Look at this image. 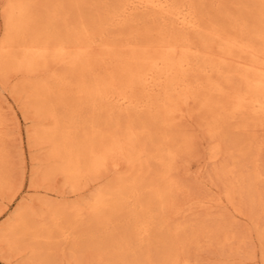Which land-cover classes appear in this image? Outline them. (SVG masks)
<instances>
[{"label":"rangeland","instance_id":"obj_1","mask_svg":"<svg viewBox=\"0 0 264 264\" xmlns=\"http://www.w3.org/2000/svg\"><path fill=\"white\" fill-rule=\"evenodd\" d=\"M127 1L0 0V45L13 34L5 23L10 3H21L26 9L25 36L18 34L20 42L14 51L33 39L41 42L50 35L52 41L66 38L81 23L96 33L98 27H104L107 38L123 42L139 33L157 35L161 20L144 12L123 24L106 25ZM174 3L201 17L206 29L189 33L201 51L207 48L212 55L219 53L225 39L239 34L237 25L244 27L246 41L264 48L262 33L257 34L262 29L261 0ZM213 26L223 40L212 36ZM94 52L92 57L101 54ZM104 56L107 63L117 64L111 55ZM216 60L204 63L197 58L186 76L187 82L199 89V97L211 104L200 107L192 102L185 108L187 118L176 119L171 127L154 120L145 108L110 109V104L96 106L71 93L50 98V112L40 113L33 86L48 75L43 70L29 74L11 64L3 68L0 62V264H264V119L230 110L228 96L244 87L242 67L220 63L219 55ZM61 66L51 62L48 67L67 74L73 83L85 75L91 81L105 69L93 66L82 74L77 68ZM206 68L210 70L206 72ZM211 84L219 89L212 90ZM129 123L138 127L135 144L142 149L139 192L129 193L122 206L111 204L94 211L93 198L116 173L83 174L73 180L59 169L64 159L52 154L53 144L44 137L53 134L61 142L68 139L69 146L77 150L93 130L122 131ZM213 128L216 134L211 136ZM169 131L175 141L164 147L178 149L170 163L176 184L167 196L171 203L164 204L154 198L153 191L164 183L159 176L164 161L159 156L162 137ZM22 218L35 227V235H23L26 223H20ZM174 258L178 260L172 262Z\"/></svg>","mask_w":264,"mask_h":264},{"label":"bare ground","instance_id":"obj_2","mask_svg":"<svg viewBox=\"0 0 264 264\" xmlns=\"http://www.w3.org/2000/svg\"><path fill=\"white\" fill-rule=\"evenodd\" d=\"M174 2L175 0H128L106 21L108 26L123 24L138 12H144L161 20L162 26H160L157 35H140L139 33L135 37L128 36L123 42L107 38L104 27H98L99 32L96 33V31H91L86 24L81 23L66 38L52 41L50 40V35L47 40L41 42L33 39L27 44H23L25 48H16V51L13 48L19 45L16 44L20 42L18 34L21 32L23 38L25 36L24 16L26 9L21 3H10L5 12V23L9 34L11 31L13 34L9 40L4 41L0 45V62L3 68L11 64L10 66L14 69H22L29 74L43 70V73L48 75L46 76L47 79L35 81L33 86L34 94L39 101L38 109L40 113L50 112L53 106L50 104V98L59 99L71 93L76 97L78 96V98L85 99L86 102L92 101L96 106L102 103L110 104V109L118 107L120 110L126 111L130 108H145L149 110L154 120L163 123L164 126L170 125L171 127L176 119L183 121L187 118L185 108L189 107L192 102H198L200 107L211 104L210 100L205 101L199 97V89H194V86L187 82L186 76L196 66L195 61L197 58H202L204 63H214L217 55H219L220 63H235L242 67L241 76L244 79V87L242 90H235L234 92L229 89L233 92L232 94L230 93L227 100V104H230V110L233 113L250 112L259 119H264V48H256L255 45L246 41L243 33L244 27L240 28L237 25L234 27L239 30V34L225 39L219 45V53L212 55V52L207 50V48L205 51H201L192 41L189 34L196 31L201 33L206 29L200 20L201 17L198 18L189 8L175 7ZM261 3L263 6L261 12L263 15L261 21L262 29H258L257 34L260 35L262 33L260 38L264 40V0H261ZM78 11L80 10L78 9ZM211 33L212 36L223 40L221 32L216 27L213 26ZM94 51L103 54L92 57L95 53ZM105 54L111 55L117 64L112 66L111 63H107L106 58H104ZM88 56H91L90 59ZM51 62H58L62 66H68L70 70L77 68L82 71V74H84L83 72L86 69L91 67L93 69V66H104L105 69L101 76L99 75L91 81L86 80L85 75V77L79 78L78 82L73 83V81L68 79L67 74H57L52 71L48 67ZM209 70L206 68V72ZM52 80L54 81L53 84ZM211 85L212 90L219 89V87L215 88L213 84ZM2 123L3 111L0 107V126ZM221 125L223 126V124ZM137 129L138 127L135 124L129 123L122 131L107 130L105 132L93 130L92 133L87 134L85 140L82 141V145L80 144L81 146L79 145L80 148H77V150L69 146L68 139L61 142L53 134H48L44 139L53 144L52 154L60 155L64 159L63 165L59 169L73 180L83 177V174L97 175L101 173L104 176L103 173L111 170L116 173L115 179L104 188H101L93 198V210L99 211L109 205L111 206V204L114 207L123 204L129 193L136 195L139 192L138 184L142 178L143 159L142 149H138L135 144L136 136L139 134ZM170 133L171 131L168 134L164 133L162 137L163 145L159 156V159L164 161V163L162 162L164 170L159 174L160 179L164 183L157 184L153 191L154 198L161 200L164 204L171 203L167 200V196L175 188L176 184L170 174V163H172L171 160L178 149L171 146L169 148L164 147L165 144L171 145L175 141L173 134L171 135ZM210 134L211 136L216 134L214 128L210 130ZM69 136L70 133L66 131V138H69ZM181 138L176 141V144H178L177 142L180 143ZM234 141H237V138ZM110 201L114 202L110 203ZM22 222L26 223L23 227V235L32 234L35 231V227L28 224L25 218L21 219L20 223ZM18 224L15 225L17 226ZM177 260L178 258H174L171 261L175 262Z\"/></svg>","mask_w":264,"mask_h":264}]
</instances>
